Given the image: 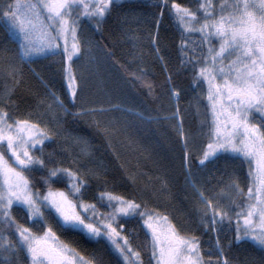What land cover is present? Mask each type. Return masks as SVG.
I'll return each instance as SVG.
<instances>
[{"label": "snow or ice", "instance_id": "obj_1", "mask_svg": "<svg viewBox=\"0 0 264 264\" xmlns=\"http://www.w3.org/2000/svg\"><path fill=\"white\" fill-rule=\"evenodd\" d=\"M116 3L117 0H16L6 6V11L0 10V19L6 21L7 31L16 39L21 62L63 56L67 93L75 107L86 87L85 77L78 76L72 68L74 59L85 53L79 39L81 18L94 20L99 27ZM157 7L159 16L153 21L157 29L165 10L175 17L181 31V65L191 67L193 86L207 84L211 118L206 122L207 139L200 149L198 164L225 158L238 160L241 168L247 166L246 191L238 177L221 181L219 191L213 188L207 194L194 182L191 184L200 205V226L215 234L214 245L202 249L198 237L183 235L167 215L149 208L143 199V195L152 194L147 188L139 197L109 190L92 192V181L107 184L99 168L90 169L78 161L64 167V161L45 152L47 143L62 128L64 117L95 116L117 110L118 105H81L79 111L72 112L48 89L47 99L38 101L28 118H16L12 109L19 106L12 100L13 87L5 89L0 98V264H13L21 252L30 264H103L95 256L86 259L61 240L56 228L83 234L97 243L106 242L116 264H145L142 250L148 253L147 264H231L220 239L226 229L234 234L228 241L229 248L233 243L251 242L264 250V0H221L218 5L213 0H201L196 9L176 0H171L169 7V0H160ZM193 35H198L199 40H191ZM157 37L158 33L150 36V42L163 61ZM0 60L7 62L6 74L19 85L22 68L8 58L7 50L0 53ZM120 67L127 72L124 65ZM128 75L151 94L153 86L143 70ZM170 94L180 96L175 88L170 89ZM178 112L177 108L165 119H175ZM257 116L260 123H253ZM177 131L182 161L187 166L190 141L182 126ZM188 171L191 173L190 167ZM128 179L136 183L135 177ZM14 210L22 212V218L32 226L19 223ZM130 223L144 230L146 239L138 246L141 250L133 247L130 237H135L136 232L126 227Z\"/></svg>", "mask_w": 264, "mask_h": 264}, {"label": "trees", "instance_id": "obj_2", "mask_svg": "<svg viewBox=\"0 0 264 264\" xmlns=\"http://www.w3.org/2000/svg\"><path fill=\"white\" fill-rule=\"evenodd\" d=\"M15 2L0 0V10L6 11V6ZM159 2L117 0L99 27L94 20L80 24L79 39L85 53L74 59L72 68L78 76L85 77L86 87L75 107L67 93L63 56L49 55L21 62L16 40L7 31L6 21L0 19V53L7 50L8 58L23 72L22 82L15 85L6 74L7 62L0 60V98H3L5 89L15 88L12 100L19 107L12 111L16 118H28L27 114L36 110L38 101L47 99L48 89L64 100L72 112L79 111L81 105L89 108L118 105L117 110L95 116L64 117L60 122L62 128L47 143L45 152L53 153L58 161H64V167L78 161L90 169L99 168L107 184L92 181V192L109 190L139 197L147 188L152 193L143 195L148 207L167 215L183 235L198 237L202 249L206 250L214 245L215 234L205 232L200 226V205L191 184L194 182L207 194L213 188L219 191L223 187L221 181L226 183L230 177H238L246 191L247 166L241 168L238 160L225 158L203 166L198 164L200 149L207 139L206 122L211 118L207 108V84L194 87L191 67L181 65L178 49L181 31L175 17L165 10L158 29L153 23L159 16ZM176 2L196 9L201 0ZM170 4L171 0L169 7ZM157 33V46L163 61L150 42V36H157ZM190 39L198 41L199 36L193 35ZM120 65H124L127 72ZM140 70L144 71L146 80L153 86L151 94L128 75L130 72L139 74ZM172 88L180 92L178 98L170 94ZM177 108L179 112L175 119H165L171 117ZM252 122L260 123V118L257 116ZM48 126L54 127L52 124ZM178 126H182L190 141L191 157L187 166L182 161ZM129 176L135 177V184L128 179ZM56 187L63 185L57 184ZM13 214L19 223L32 226L22 218V212L14 210ZM126 227L130 228L129 231L135 230V237L130 239L133 247L141 250L138 246L146 239L144 230L135 223ZM55 230L61 240L69 243L86 259L95 256L103 264H116V257L106 242L97 243L83 234ZM233 235L227 229L220 234L221 244L225 246L231 264H264V250L262 253L252 250L247 246L249 242H243L245 246L233 243L229 248L228 241ZM142 256L147 264V251L142 250ZM17 262H27L25 253L22 252V256L19 253L13 264Z\"/></svg>", "mask_w": 264, "mask_h": 264}, {"label": "rangeland", "instance_id": "obj_3", "mask_svg": "<svg viewBox=\"0 0 264 264\" xmlns=\"http://www.w3.org/2000/svg\"><path fill=\"white\" fill-rule=\"evenodd\" d=\"M33 2H34V0H33ZM213 2H214V4L215 5H218L220 2H221V0H213ZM229 2H231V0H229ZM257 2H258V0H257ZM199 14V13H198ZM87 21H92L91 19H87V18H81V22H80V24H82L83 22H86L87 23ZM6 23V22H5ZM6 28H7V26H6ZM79 28H80V26H79ZM13 37V36H12ZM14 38V37H13ZM15 39V38H14ZM16 40V39H15ZM69 42H71V41H69ZM63 42H61V44H62ZM217 46H218V42H217ZM227 62V61H226ZM103 210V209H102ZM129 230H130V228H128ZM21 256H22V252H21ZM30 264V261L27 259V262L26 263H23V262H17L16 264Z\"/></svg>", "mask_w": 264, "mask_h": 264}, {"label": "flooded vegetation", "instance_id": "obj_4", "mask_svg": "<svg viewBox=\"0 0 264 264\" xmlns=\"http://www.w3.org/2000/svg\"><path fill=\"white\" fill-rule=\"evenodd\" d=\"M249 243L250 244L247 245L248 247H250L252 250H254V251L258 252V253H262V250L257 245H255V244H253L251 242H249ZM240 245L245 246L243 243H240Z\"/></svg>", "mask_w": 264, "mask_h": 264}]
</instances>
